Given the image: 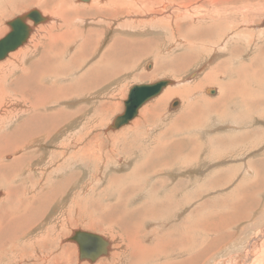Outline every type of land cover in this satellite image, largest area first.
I'll return each instance as SVG.
<instances>
[{
	"label": "rangeland",
	"instance_id": "obj_1",
	"mask_svg": "<svg viewBox=\"0 0 264 264\" xmlns=\"http://www.w3.org/2000/svg\"><path fill=\"white\" fill-rule=\"evenodd\" d=\"M36 1L0 0V17H4L0 19V39L9 31L8 21L38 10ZM65 1L67 7L71 0ZM163 1L165 7L160 11L169 15L173 12L172 3ZM54 2L59 0L41 2L43 13L46 12L42 7L50 11ZM191 2L193 17L214 12L212 16L221 20H195L190 25L180 21L181 27L170 33L166 27L153 24L133 28L121 21L122 16L108 20L102 14L94 19L90 12L91 18L86 16L90 19L81 23L83 26H76L83 33L87 28L94 31L91 38H81V53L86 57H79L80 86L84 91L92 78L95 83H102L97 85V91L82 96L85 99L70 100L65 108L71 113L89 104V109L80 111L79 117L83 115L70 125L74 126L78 119V142L91 150L97 145L99 150L95 151L96 160L79 162L74 172L77 177L46 208L31 235L37 238L43 234L40 231L47 229L45 233L49 231L52 239L56 237L52 250L64 251L65 257L72 255L77 264H264V11L260 14L254 6L246 10L245 4L239 10L241 4L223 8L211 6L209 0ZM249 2L255 5L264 0ZM215 9H219V14L223 9L226 20L217 18ZM75 13L76 10H66L67 20L79 16ZM96 39L98 48L90 55ZM116 49L125 52L122 56L114 54ZM97 61L100 68H92ZM155 62L161 67L157 75ZM97 69L104 70L105 79L96 80ZM210 73L211 85L195 89ZM160 80L174 82V88L184 97H173L156 106V110L151 102L158 96L147 102L143 106L149 103L153 108L148 106L150 113L142 117L141 113L134 131L126 130L129 125L107 129L123 111V101L132 86ZM106 84L109 87L103 89ZM43 85L51 90L49 99L53 101L55 87L51 80ZM207 89L216 92L209 94ZM106 99L111 110L106 111ZM174 101H179V105L171 107ZM5 103L8 107H0V115L15 110L13 105L19 109L11 99ZM138 118L137 115L134 120ZM9 119L4 122L9 123ZM11 125L0 129V146L5 140L2 136L13 128ZM67 128L44 144L35 141L30 150L32 157L38 159L31 168L34 176L50 173L57 162H62L56 154L62 138L69 140L73 136ZM9 158L1 162L9 163ZM15 186L21 193V182ZM4 195L0 186V202ZM15 206L4 208L10 213L17 211L15 215L26 214L27 209ZM133 216L137 222L141 219V226L129 222ZM123 222L128 225L122 228ZM80 230L109 241L108 255L95 262L79 261L76 245L66 239ZM16 261L13 253H0V264H17Z\"/></svg>",
	"mask_w": 264,
	"mask_h": 264
},
{
	"label": "bare ground",
	"instance_id": "obj_2",
	"mask_svg": "<svg viewBox=\"0 0 264 264\" xmlns=\"http://www.w3.org/2000/svg\"><path fill=\"white\" fill-rule=\"evenodd\" d=\"M38 1H36L39 3L37 11L43 18H45V21L38 24L37 26H32L31 22L26 20L25 23L28 26H30L29 24H31V33L26 43L20 46L14 52L9 53L5 59L0 61V107L1 109L7 108L8 104H6L5 102L8 99H11L13 104L19 106V109H16L17 106L13 105L15 110H9V113L3 112V114L1 113L0 115V129L3 128L2 126L7 124L6 122H4V120L8 119L9 117V122H12V124H14L13 121H18L16 124L17 130L13 133V136H11L14 141L13 146H11V148L7 147V149H4L2 151L0 150V175L3 176L1 177L5 181L2 183L0 180V186L3 188L5 194L3 200H1L0 202V253H13L14 256L17 257V264H77L73 261L72 255H67V257H65L63 254L64 251L57 253L52 250L56 241V237L54 236L52 239V237H50L51 233H49V231L45 233L47 229L40 231L43 234H41L42 236H39L37 238L32 237L31 235L32 231L36 229V227L41 223L39 220H42V216L45 214H43V212L46 210V208L51 203H54L55 200L57 201V199L61 196L63 190L77 177V173L74 172L77 170V167L80 164L79 162L81 160H96L97 156H95V151L99 150L97 145H94L92 147L95 150H91V147H88L87 144H81L80 141V143L78 142V135L76 133L75 128L78 124V119L75 121L74 126L70 125L71 122L74 123V120L76 118H80L83 115L82 114L79 117L80 111H83V109L85 108H87V110L89 109V104L86 105L85 108L80 106L79 109L71 113H68L66 111L67 108H65V106H68L67 103L70 102V100L72 101L75 98L79 99L80 97L81 99H83L84 97L82 96H88L91 93L97 91V85L102 83L101 80H98L95 83V79L92 78L93 81L88 83L84 91L83 88L80 86L81 79L79 76V57H86L83 55L84 53H81V49H83L81 48V38H91V36H93L92 32L94 31L92 30V28H87L86 31L83 33L81 32L82 30H77L78 27L76 26H83L81 23H86L88 21L87 19L89 18L86 16L90 15L91 18L90 12L94 13L92 14V17H94V19H97L98 17L104 15V17H106L108 20H113L116 18L118 19L120 16H122L121 21L133 26V28H141L142 26L153 24L154 26L158 27H166V29L169 30L170 33H174V31L176 32L177 29L181 27L179 24L180 21H182L183 24L186 23L187 25H190V22H194L195 20H206L207 23H210L214 22L215 20L217 21L218 19H215L212 16V14H214L213 11H211L213 12L211 15H209L210 13L207 12L205 13V15L195 14L196 17H193L190 11L191 0H169V2L172 3L171 9L173 10V12H171L169 15H165L160 11L161 9L164 10L165 7V2L163 0H104L105 2H101L100 0H89L86 3H82L79 2V0H75L76 2H78L76 3L75 1L71 0V2L67 3V7L64 6V2H66L65 0H59L58 3L54 2L52 4L50 11L47 10L46 6L42 7L44 12L46 13H43L40 8L41 2L43 3L44 0ZM249 1L251 0H209V3L211 6L220 5L222 7L227 6L229 4L233 6L241 4L239 10L244 9L245 6L246 10H249L252 9L254 6L257 8V12L260 13V11H264L263 2H258L254 5L252 4V2ZM242 4H245V6ZM63 6L66 10H69L71 12L76 10L77 13L75 14L79 16L70 17L67 20L66 10L63 8ZM215 10V15L217 16V18H223V20H226L224 16L225 12L223 9L222 11L224 13L222 12V14L218 13L219 9ZM160 13L161 15H158ZM246 13L249 12L246 11ZM1 18L4 17L2 16L0 17V19ZM218 26L219 25H217L216 27L221 28V26ZM34 32L37 33L35 34ZM86 32L87 34H85ZM33 33L35 34V36L33 35ZM123 36H125V34H123ZM120 39H118V42H120ZM127 39L128 36L126 40ZM131 40L134 41V39ZM98 42L99 41L96 39L95 43H92V52L90 53V55L96 52L98 48ZM148 47L149 44L147 43L146 48ZM108 49L110 50V47ZM130 51L132 50L130 49L128 52ZM143 51H146V49ZM123 52H125V49ZM123 52H119V50L116 49L114 51V54L122 56ZM28 57H31V59L24 64L23 62H25V59ZM108 58L106 59V61H108ZM94 62L96 63V61ZM101 62H103V60ZM132 62H134V60ZM98 63L99 61H97V64L93 66L91 65V67L100 68ZM155 64V73L157 75L159 74V69H161V67H159L156 62ZM22 72L26 73L24 75H21ZM89 72H92V70H90ZM94 74H98L97 77H95L96 80L105 79L104 75L106 73L103 69L95 70ZM212 74L213 73L205 75L202 82H200L198 86H194L195 89L199 90L198 87L211 85V83L209 82L211 81V78H213ZM151 78H154V75ZM50 80L52 86L55 87V97L53 101L49 99V91L51 90H48L47 86L43 85L46 81ZM204 81H207L208 83H204ZM174 84V82H171V84L167 86V89H163L162 92L158 95V98L151 102V105L155 107V110L156 106L159 107L163 104H166L167 101L173 97H184L182 93L178 92L174 88ZM108 87V84H106L102 88L107 89ZM51 89H53V87ZM208 90L209 89L206 90V93H208ZM210 90H213V94H215L216 91L214 89ZM174 102L179 105V101ZM105 104L107 105L106 111L109 109L111 110L112 105L107 99L105 101ZM102 105L106 107L104 103H102ZM151 105H149L148 103L145 107L143 106L144 108L140 110V112L138 110L139 114L137 112V115L139 116V118L136 120L134 119L137 116L133 118L127 124L129 125V127L126 128V130L130 128H132L131 130H133L134 127L136 128V126L138 125L137 122L140 120V118L146 113H150L148 106ZM122 113L123 111L121 112V114ZM20 116L21 119H19ZM99 116H101V114ZM109 126L107 127V129L113 131L109 128ZM64 127H68V132L72 133L73 136L69 140H66V138H62L63 140L60 143V146H58L59 151H57L56 155L62 159V162H57L55 164L54 170H52L50 173L44 171L40 174L41 177H39V174L34 176L31 171V168L34 163L38 162V159L32 157V152L30 150L33 148V145H35V141L44 144L54 134L56 135L60 133V130ZM64 130L66 129H63V131ZM93 139L96 143V136H94ZM109 140L112 141L113 144L112 137H110ZM65 154L67 156L66 159ZM7 156L11 157V159L9 158L10 162L3 164L4 162L2 163L1 159H5ZM19 181L21 182V185H23L21 187V193L16 190L17 186H15V183ZM4 183H9V186L7 184L3 185ZM37 185L39 187L38 189L37 187H35ZM24 197L25 199L23 202L25 203L23 204L22 200ZM12 202L16 205H25L22 206L24 209L28 210L26 211L25 215L26 218L28 217V223L26 222L25 217L24 219L21 217H13V215H15L17 211L13 212V215L10 214V212L6 211V208H4L6 204H8L6 206L7 208L15 206L12 204ZM1 209L3 210L4 214L1 213ZM30 211L31 215L29 214ZM128 215L131 216L133 215V213H129ZM89 225L92 226L95 224ZM74 232L76 231H73L72 235ZM101 238L108 243L107 253L105 255L107 256L110 248V242L104 239L103 237ZM66 241L72 244L74 243L77 248L76 250L78 251V247L75 242L69 241L68 238L66 239ZM105 256H101L100 258H103ZM100 258H98L97 260H99ZM78 260L84 262L83 260H80L79 257ZM87 262L90 261L87 260Z\"/></svg>",
	"mask_w": 264,
	"mask_h": 264
},
{
	"label": "water",
	"instance_id": "obj_3",
	"mask_svg": "<svg viewBox=\"0 0 264 264\" xmlns=\"http://www.w3.org/2000/svg\"><path fill=\"white\" fill-rule=\"evenodd\" d=\"M88 2L89 0H79ZM31 22L32 26L45 21L37 10H31L15 17L6 23L9 31L0 39V61L5 59L9 53L14 52L20 46L26 43L31 29L25 21ZM171 84L170 80H160L150 84H141L132 86L127 93L126 100L123 102V113L118 115L109 126L111 130H118L126 126L133 118L137 116L138 110L148 101L156 98L165 87ZM209 94H213V90H208ZM176 102L171 104L175 107ZM69 241L75 242L78 247V257L80 260H89L95 262L101 256L107 253L108 243L100 236L76 231L68 238Z\"/></svg>",
	"mask_w": 264,
	"mask_h": 264
},
{
	"label": "crops",
	"instance_id": "obj_4",
	"mask_svg": "<svg viewBox=\"0 0 264 264\" xmlns=\"http://www.w3.org/2000/svg\"><path fill=\"white\" fill-rule=\"evenodd\" d=\"M18 122V121H17ZM17 122H15V121H13V123L14 124H12V122L10 123H7V124H9V126L11 125L13 128L11 129V131L8 133V134H5V135H3L2 136V139L4 140V142L2 143V146H0V150L2 151V150H4V149H7V147L8 148H11V146H13V144H14V141H13V139H12V137L11 136H13V133L14 132H16V130H17V128H16V124H17ZM6 124V125H7ZM3 128H1V129H4L5 127L4 126H2ZM1 139V138H0ZM63 189V188H62ZM61 190V189H60ZM65 191V190H64ZM25 196V195H24ZM24 199H25V197L23 198V200H22V202L24 201ZM25 202H23V204H24ZM22 204V205H23ZM20 205V204H17L15 207L16 208H23V206H25V205ZM4 207H6V206H4ZM13 207V206H12ZM119 207V206H118ZM24 209V208H23ZM118 209V208H117ZM113 211L115 210V208L114 209H112ZM28 211V210H27ZM31 213V211L29 212V214ZM10 214H14L13 212L12 213H10ZM15 214H17V213H15ZM124 214V213H123ZM26 214H23V215H13V217L14 218H23L24 219V217H25V219H26V222L28 223V217L26 218V216H25ZM31 215V214H30ZM136 216V215H135ZM12 217V216H11ZM10 217V218H11ZM30 219V218H29ZM125 219H127V221L129 220L128 218H125ZM108 221H109V219H107ZM39 221H41V220H39ZM135 221V222H134ZM139 221V220H138ZM129 222H132V223H135V224H137V225H140L141 226V219H140V222H137V218L136 217H132V219L131 220H129ZM110 223V222H109ZM112 223H114V222H112ZM36 224H38V223H36ZM116 224H118V223H116ZM123 225H128V222H123L122 223V228L123 227H125V226H123ZM111 227H112V225H111ZM34 228V227H33ZM2 231V230H1ZM110 233V232H109Z\"/></svg>",
	"mask_w": 264,
	"mask_h": 264
}]
</instances>
